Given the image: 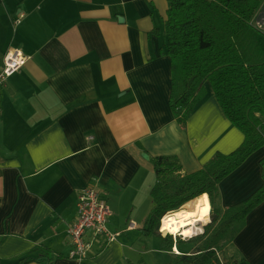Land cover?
I'll list each match as a JSON object with an SVG mask.
<instances>
[{
	"label": "crops",
	"instance_id": "obj_1",
	"mask_svg": "<svg viewBox=\"0 0 264 264\" xmlns=\"http://www.w3.org/2000/svg\"><path fill=\"white\" fill-rule=\"evenodd\" d=\"M168 8L167 0H0V70L12 48L28 56L0 90V264H145L152 236L163 264L194 251L183 238L189 249L176 241L167 250V234L144 230L154 159L177 156L193 173L244 134L209 84L185 124L173 113L172 61L155 33ZM263 162L261 148L223 179L216 207L253 196ZM89 188L110 207L117 237L88 230L89 256L78 261L68 229ZM223 252L236 264H264V202Z\"/></svg>",
	"mask_w": 264,
	"mask_h": 264
},
{
	"label": "trees",
	"instance_id": "obj_2",
	"mask_svg": "<svg viewBox=\"0 0 264 264\" xmlns=\"http://www.w3.org/2000/svg\"><path fill=\"white\" fill-rule=\"evenodd\" d=\"M167 1L165 28L155 33L161 40V55L172 61L173 113L185 124L205 99L209 84L230 122L244 134V141L193 173L184 171L177 156L155 158L153 208L144 230L159 233L165 215L207 193L211 222L192 238L194 251L176 256L171 264H236L234 258L224 261L220 253L244 229L248 215L264 202V184L249 199L225 211L216 204L223 179L264 148V27L257 22L264 0ZM165 239L166 249L172 250L174 238L168 234ZM176 240L180 243L181 236ZM37 249L51 251L45 246Z\"/></svg>",
	"mask_w": 264,
	"mask_h": 264
},
{
	"label": "built area",
	"instance_id": "obj_3",
	"mask_svg": "<svg viewBox=\"0 0 264 264\" xmlns=\"http://www.w3.org/2000/svg\"><path fill=\"white\" fill-rule=\"evenodd\" d=\"M27 60L28 56L19 49L12 48L8 52L4 68L0 70V90L25 65ZM110 214L111 209L107 202L101 199L94 188L86 189L81 194L77 219L68 229L72 242L70 250L72 259L82 261L89 256L90 247L85 239L88 230H92L96 236L105 235L109 240H114L117 237V233L110 232L107 227Z\"/></svg>",
	"mask_w": 264,
	"mask_h": 264
},
{
	"label": "bare ground",
	"instance_id": "obj_4",
	"mask_svg": "<svg viewBox=\"0 0 264 264\" xmlns=\"http://www.w3.org/2000/svg\"><path fill=\"white\" fill-rule=\"evenodd\" d=\"M211 205L207 194L185 204L179 210L164 216L161 232L171 236L191 238L204 232L210 222Z\"/></svg>",
	"mask_w": 264,
	"mask_h": 264
},
{
	"label": "rangeland",
	"instance_id": "obj_5",
	"mask_svg": "<svg viewBox=\"0 0 264 264\" xmlns=\"http://www.w3.org/2000/svg\"><path fill=\"white\" fill-rule=\"evenodd\" d=\"M259 18L257 19V22H258V24L260 25V26H262V27H264V9L262 10V11H260L259 13H258V15H257ZM195 200V199H194ZM193 201V200H192ZM210 222H211V215H210ZM204 231H205V226H204ZM160 232H161V230H160ZM180 236L181 235H177V236H172L173 238H174V241L176 242L177 240H176V238H180ZM197 235H195V236H193V237H196ZM193 237H191V238H186V237H184V236H181V239L183 238V239H187V241H191L192 240V238ZM149 241V244H150V246H147V248L149 249V250H151L149 253H148V255H146L145 257H144V263L145 264H163V258H164V256L161 254V253H159V252H157L156 250H155V252H153L152 251V249H155V248H153L154 246H156V247H158V246H161V244H162V240H160L158 237H156V236H152V238H150V240H148ZM180 246L181 247H186L187 249H189V247H190V245L188 244V243H185V242H183V241H181L180 242ZM220 255H221V257L222 258H224L223 260L224 261H226V260H228L229 258L227 257H225L224 256V252L222 251L221 253H220Z\"/></svg>",
	"mask_w": 264,
	"mask_h": 264
},
{
	"label": "water",
	"instance_id": "obj_6",
	"mask_svg": "<svg viewBox=\"0 0 264 264\" xmlns=\"http://www.w3.org/2000/svg\"><path fill=\"white\" fill-rule=\"evenodd\" d=\"M146 157H148V156L146 155Z\"/></svg>",
	"mask_w": 264,
	"mask_h": 264
}]
</instances>
